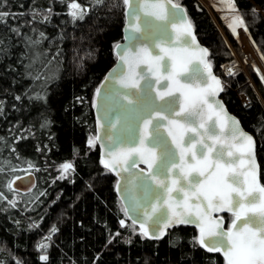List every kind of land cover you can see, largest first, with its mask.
Listing matches in <instances>:
<instances>
[{"label":"trees","instance_id":"obj_1","mask_svg":"<svg viewBox=\"0 0 264 264\" xmlns=\"http://www.w3.org/2000/svg\"><path fill=\"white\" fill-rule=\"evenodd\" d=\"M232 1L264 61V0ZM71 2L3 0L0 5V11L11 14L6 24H0V38L8 45L7 55L0 56V161L11 162L0 164L4 169L0 172V192L5 197L0 199V261L225 264L220 253L192 248L189 240L198 236L193 228L170 229V235L160 240L141 238L136 225V233L132 232L133 224L126 219L115 192L116 178L101 163L97 147L87 145L88 139L95 136L94 96L115 62L114 48L122 40L125 6L110 9L107 5L113 0L96 6L91 0H75L88 12L82 20L74 21L69 15ZM173 2L185 9L199 43L209 51L208 60L224 87L220 96L223 103L256 141L260 180L264 185V82L251 64L247 67L248 75L240 69L226 75L222 67L232 65L235 57L206 8L198 0ZM45 16L49 19L41 23ZM11 28H19L20 34L16 35ZM223 30L232 49L242 56L238 40L225 26ZM40 32L47 39L41 40L37 50L46 52L51 61L44 69L50 76L47 83L43 77L33 79L35 68L25 67L32 52L26 50L24 37L35 40ZM37 93L43 100L33 98ZM241 94L247 100L245 104L239 98ZM43 119L50 123L41 128ZM26 161H31L39 171L28 169ZM64 163H71L74 169L66 178L60 168ZM17 164L19 169L11 171V165ZM27 173L36 178L32 191L19 193L5 186L9 180ZM121 219L125 227H121ZM231 219V215L224 217L228 226ZM53 227L57 229L54 234ZM177 234L182 239L172 247L170 240ZM43 241L47 242V249H39ZM42 254L48 255L47 262L39 259Z\"/></svg>","mask_w":264,"mask_h":264},{"label":"snow or ice","instance_id":"obj_2","mask_svg":"<svg viewBox=\"0 0 264 264\" xmlns=\"http://www.w3.org/2000/svg\"><path fill=\"white\" fill-rule=\"evenodd\" d=\"M91 3L93 6L104 5L105 0H91ZM142 3L160 7L164 14L144 10L141 15ZM228 3L234 7L232 0ZM2 4L3 0H0ZM121 4L130 9L125 13L127 24L123 39L126 43L115 45L119 64L106 79L113 85L118 84L123 91L110 90L104 94L107 124L101 147L106 149L107 159H102L101 163L114 172H131L139 163L148 166L146 175L136 177L141 182L144 203L137 202L132 208L140 217L133 220L132 232L136 233L135 225L139 223L141 238L160 240L170 235L168 229L193 225L199 230V235L189 240L194 250L198 247L208 253H221L225 264H264V185L258 180L256 141L216 98L224 87L212 72L208 49L197 41L193 21L173 0H113L107 6L111 9ZM68 6L74 21L87 15L88 9L75 0ZM10 16L8 12L0 11V24H6ZM153 16L155 20L151 18ZM48 19L45 16L40 22ZM243 24L241 18H234L233 25ZM11 31L20 34L19 28H11ZM24 39L26 50L32 52L26 70L35 68L33 79L43 77L47 83L50 76L44 69L51 61L46 52L37 50L41 40L47 37L40 32L35 40L27 36ZM7 53L8 45L0 38V56ZM177 53L186 56L188 63L193 60L196 63L191 74L184 77L183 84L178 79L181 72L176 67ZM141 64L146 67L137 73L136 68ZM153 79L157 83L168 80L177 85L175 88L170 84L162 85L163 90L157 93L163 101L159 105L151 96ZM197 82L203 87L196 88L193 98L188 86ZM185 88L188 92L183 90ZM95 95L101 96L100 88L96 89ZM33 98L43 100L39 93ZM2 113L3 107H0ZM208 120L212 123L208 124ZM49 123L43 119L40 126L44 128ZM162 128L172 138L171 145L162 135ZM174 128L183 129L189 135L182 133L177 138L173 134ZM100 139L99 136L90 137L88 147H95ZM3 163L11 164L0 161ZM26 163L28 169L35 168L31 161ZM60 168L63 178L74 171L71 163H64ZM18 169V164L10 167L11 171ZM35 170L39 171L38 168ZM3 171L0 167V172ZM14 182L9 180L5 186L12 190ZM4 198L0 192V199ZM11 203L15 207V202ZM124 211L127 214L129 210ZM224 212L232 217L227 229L223 217H213V213ZM148 224L150 229L146 227ZM120 225L125 227L123 219ZM51 231L54 234L57 229L53 227ZM181 239L177 234L170 240V245L178 246ZM39 247L47 249L48 245L42 243ZM39 259L47 262L49 257L42 254Z\"/></svg>","mask_w":264,"mask_h":264},{"label":"water","instance_id":"obj_3","mask_svg":"<svg viewBox=\"0 0 264 264\" xmlns=\"http://www.w3.org/2000/svg\"><path fill=\"white\" fill-rule=\"evenodd\" d=\"M165 7L170 8V6H168V5H166ZM141 9H142L141 15H143V11L144 10L152 12V13H155L156 15H163L164 14L163 10L160 7L152 6L151 4H148V3H142L141 4ZM127 11H130V9L125 6L124 24H123V28H122V40L119 42V44L126 43V41H124L123 37L125 36V28H126V24H127V18H126V15H125V13ZM151 18L153 20H155V16H153ZM156 22L157 23H162V21H156ZM168 32H169V34H171L172 30L169 28ZM197 41H198V39H197ZM198 43H199V41H198ZM202 47H204V46H202ZM157 51H159V49H157ZM114 54H115V62H114V64L105 73L102 81L100 82L99 86L97 87V88L101 89V96L97 97L95 95L94 96V101H93V117H94L95 136H99L101 138L99 141L96 142V147L98 149L99 156H100L101 160L102 159H107L106 149L101 147V144L104 141V137H105V133H106V127L105 126L107 124V121L104 118V113H105V95L104 94H105V92L110 91V90L123 91L122 89L119 88L118 84L113 85V84H111L109 82L108 79H106L107 77H109V74L112 72V70L114 68H117L118 64H119L118 56L116 55L115 48H114ZM145 67H146V65L141 64L139 68H136V72L139 73L140 69L141 68H145ZM176 67H177V70L181 72V75L178 77V79L180 80V83L183 84L184 83V77L189 75V74H191V72L196 68V63H195L194 60L191 63H188V58L186 56H184L181 53H177L176 54ZM125 71H127V68H125ZM212 72L221 81V79L215 74L213 69H212ZM161 75H163V72H161ZM143 83L144 82L141 81L142 85H143ZM152 83H153L154 87H153V89L151 91V96L155 99V102L158 105L163 103V101H161L159 96L157 95L158 92L163 90L162 89V85L170 84L171 87H173V88L177 87V85L175 83H173L171 81H168V80H160V82L157 83L155 81V79H153ZM188 87L192 89V94H193V98H194V93H195L196 88L197 87H203V85H199L198 82H197V83H193V84L189 85ZM183 90L185 92H188L187 88H185ZM221 93L222 92H220L219 95L216 98L222 101V99L220 97ZM178 94L179 93H177V95ZM165 99H167V97H165ZM224 107H225L226 111L231 116L235 117L238 120V118L235 115H233L232 113H230L228 111V109L225 106V104H224ZM214 119H215V117H213V120ZM165 123H166V121H165ZM207 123L211 124L212 120H208ZM201 130L203 131V129H201ZM217 131L218 132L220 131L219 125L217 126ZM161 133L164 136V138L171 145V139L172 138L168 136L167 131L162 128L161 129ZM182 133L185 136L189 135V133H185L183 129H180V128H174L173 129V134L177 138H179ZM146 158L150 159V155L146 154ZM256 161H257V165H258V168H259L258 180L261 183V180H260V167H259V163H258V160H257V153H256ZM148 171H149L148 166H147V164H144V163H139L137 165V167L132 169L131 172H124V171L114 172V171H112L114 177L116 178V184H115L116 195H117V197L119 199V202L121 203V206H122L123 210L126 209V208L129 210L127 212V214L125 213V211H124V213H125L126 219L129 222H131L132 224H133V220H138L140 218V217H138V215L135 212L132 211V208L134 206H136L137 202L144 203V192H143V189L141 187V182L138 179H136V177L137 176L146 175L148 173ZM133 173L135 175H133ZM14 181L15 182L12 185V189L14 191H16V192H19V193H28V192L32 191L35 188V185H36V178H35L34 174H32V173H27L25 175H22V176L19 177V179H14ZM227 215H231V214L230 213H226V212H224V213H213V217L214 218H219V217H223L224 218ZM136 226H139V223H137ZM182 226H185V225H182ZM186 226L195 229L197 231L198 235H199V230L195 226H193V225H186ZM146 227H149V229H150L151 225L148 224V225H146ZM228 227L229 226L227 225L226 221L224 220V228L227 229ZM168 230H170V229H168ZM222 257H223V255H222Z\"/></svg>","mask_w":264,"mask_h":264},{"label":"rangeland","instance_id":"obj_4","mask_svg":"<svg viewBox=\"0 0 264 264\" xmlns=\"http://www.w3.org/2000/svg\"><path fill=\"white\" fill-rule=\"evenodd\" d=\"M208 11L210 16L213 18L215 23L217 24L221 34L224 36L225 41L227 45L231 48L233 55L235 57V62L230 66H235L236 69H240L244 71L247 74L248 65L251 64V66L255 69V71L258 72L259 76L264 77V61L260 54L258 53L257 49L251 42L247 32L245 31V26H235L233 25V21L235 17H240L238 11L236 10V7L234 5V2L232 1V4L234 7L230 6L228 3V0H198ZM71 11V9H70ZM230 25H233L235 28V31H233V27H230ZM225 26L226 29L231 33V35L238 40L240 45V51L242 52V56H239L234 49H232L225 33L223 30V27ZM229 65V64H228ZM223 68V67H222ZM235 69V70H236ZM223 70V69H222ZM264 82V79H262ZM239 98L243 104L247 102L246 98L241 94L239 95ZM17 199L18 197H14ZM43 244H47V242L43 241ZM40 243V244H42ZM39 244V245H40ZM39 249H43L40 248Z\"/></svg>","mask_w":264,"mask_h":264},{"label":"built area","instance_id":"obj_5","mask_svg":"<svg viewBox=\"0 0 264 264\" xmlns=\"http://www.w3.org/2000/svg\"><path fill=\"white\" fill-rule=\"evenodd\" d=\"M222 69L226 75H229L231 72H233L236 69V67L225 64Z\"/></svg>","mask_w":264,"mask_h":264}]
</instances>
